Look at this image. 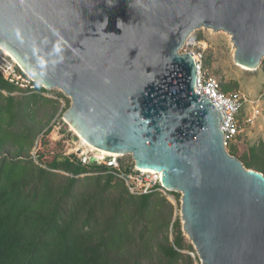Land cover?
Segmentation results:
<instances>
[{
  "label": "water",
  "instance_id": "obj_1",
  "mask_svg": "<svg viewBox=\"0 0 264 264\" xmlns=\"http://www.w3.org/2000/svg\"><path fill=\"white\" fill-rule=\"evenodd\" d=\"M202 25L232 36L237 63L260 65L264 0H0V44L73 97L75 129L182 193L201 263L264 264V173L227 151L223 114L178 52Z\"/></svg>",
  "mask_w": 264,
  "mask_h": 264
},
{
  "label": "trees",
  "instance_id": "obj_2",
  "mask_svg": "<svg viewBox=\"0 0 264 264\" xmlns=\"http://www.w3.org/2000/svg\"><path fill=\"white\" fill-rule=\"evenodd\" d=\"M15 89L0 75V264H195L166 198L150 192L135 203L123 196L110 202L102 194L114 181L124 185L110 173L97 177L106 179L102 189H79L78 176L108 167L62 157L59 141L45 148L38 111L52 101L36 92L17 99ZM35 146L39 162L31 156ZM252 155L244 165L264 173L254 149ZM56 170L72 177L61 181Z\"/></svg>",
  "mask_w": 264,
  "mask_h": 264
},
{
  "label": "rangeland",
  "instance_id": "obj_3",
  "mask_svg": "<svg viewBox=\"0 0 264 264\" xmlns=\"http://www.w3.org/2000/svg\"><path fill=\"white\" fill-rule=\"evenodd\" d=\"M190 40L195 41V45H185V48L204 51L205 66L218 78L222 86H230L231 91L238 90L247 98V101L239 115V124L243 131L238 137H236L235 141L226 145L227 151L232 156L239 158L243 163L251 160L254 149L258 160L264 165V58L262 59L260 65L254 70H249L239 66L234 59L236 47L232 40V36L224 30L214 31L211 28H200L195 30L190 35ZM183 52L184 48L181 49V53ZM0 55L6 61H12V58L2 49H0ZM30 93L31 92L28 91L15 89L11 95H14L17 99H24ZM36 93H39L52 101L48 104L42 102L38 111L41 113L42 124L45 126L44 137L47 140V143H45L46 145L44 147L52 149V147H56V142L59 141L61 142L62 157L76 156L81 160L87 159L88 163H92L94 165H106L103 160H98L97 158L96 159L98 161L93 160V157L103 159L104 157L112 156L104 155L91 146L82 143L79 135L75 132V127L64 119V113L71 107L72 99L58 88L48 89L45 93H41V91ZM5 94L8 93L5 92ZM37 145L38 141L36 142V146ZM36 146L33 148L31 156L34 160H36V162H39L37 160L38 155L36 154ZM135 166V161L131 154L120 156V167L123 171H130L129 169H134ZM249 168L255 169V167ZM107 169V171L103 172L92 169L89 170L90 172L78 176L79 179H81L78 182L79 189L83 187V184L98 190L102 189L106 183V179L103 178L100 182H98L99 180L97 177L100 175L106 176L110 173L114 175L116 179L122 181L124 185H119L116 181H114L113 187L109 191L104 192L102 195L105 196V198L110 199V202L120 196H123L127 200L130 199V202L135 203L143 191L140 190V185H137L132 192L126 185L125 181L117 178L113 172L114 169ZM54 172L62 174V178L59 177L61 181H66L65 177L67 176L72 177V175L58 170ZM155 193H159L156 195L159 196L160 199L166 198L173 206V221L177 217L180 218L181 229L185 237V242L187 245H192L194 247L189 235L183 230V220L181 218L182 193L177 191L167 192V194L161 192ZM166 205L168 206L167 210L169 211V204ZM170 233L172 238V233H174L172 228H170ZM183 252L190 254L195 259V264H202L196 249L194 253L195 256L191 254V251L184 250ZM196 257H198V259H196Z\"/></svg>",
  "mask_w": 264,
  "mask_h": 264
},
{
  "label": "built area",
  "instance_id": "obj_4",
  "mask_svg": "<svg viewBox=\"0 0 264 264\" xmlns=\"http://www.w3.org/2000/svg\"><path fill=\"white\" fill-rule=\"evenodd\" d=\"M187 46L195 45V41L189 40ZM183 53H190L195 61L197 80L195 83V91L201 96L209 99L223 114L224 121L221 124V129L224 132L225 146L235 141L243 131L240 126L239 115L247 101L246 96L238 91H224L221 82L212 73L204 63V51L185 48ZM0 75L3 76L9 83L14 85L18 90L28 92H40L38 85L42 84L32 79L14 60L6 61L0 55ZM48 90L47 88H45ZM41 93H45L42 92ZM98 159V157H96ZM96 159V160H97ZM98 160H103L109 169H114L117 178L125 181L128 188L132 191L137 185H140L141 194L150 192H171L162 182L161 175L157 173H146L138 168L123 171L120 167V156L104 157ZM97 160V161H98ZM83 163H88L87 159H82ZM133 192V191H132ZM195 256L194 252L191 253Z\"/></svg>",
  "mask_w": 264,
  "mask_h": 264
},
{
  "label": "bare ground",
  "instance_id": "obj_5",
  "mask_svg": "<svg viewBox=\"0 0 264 264\" xmlns=\"http://www.w3.org/2000/svg\"><path fill=\"white\" fill-rule=\"evenodd\" d=\"M200 28H206L204 25H202L201 27H194L191 31H189L188 32V34H187V36H186V38L184 39V42H183V44L181 45V47L179 48V50H178V52H179V54H181V49L184 47V45L186 44V42L189 40V38H190V35L195 31V30H197V29H200ZM0 49H2L8 56H10L13 60H14V62H16L32 79H34L35 81H38V82H40L41 84H43L42 82L43 81H41V79L38 77V78H36V77H34L29 71H27L26 70V68L20 63V61L4 46V45H2V44H0ZM264 58V56H262V58H261V61H262V59ZM260 61V62H261ZM236 62V61H235ZM237 63V62H236ZM239 66H241V67H243V68H246V69H249V70H254V69H256V68H254V67H250V66H247V65H243V64H240V63H237ZM46 86H47V88L48 89H52V88H58V89H60V90H62L63 92H64V90L61 88V87H59V86H57V85H54V86H51V87H49V85L47 84V83H44ZM67 96H69L72 100H73V97L71 96V95H67ZM64 119L66 120V121H68V122H70L66 117H64ZM73 126V125H72ZM74 127V126H73ZM76 130V129H75ZM75 132H77V134L79 135V137H80V139H81V141H82V143H85V144H87V145H89V146H91L92 148H94V149H96L97 151H99L100 153H102V154H104V155H108V156H122V155H125V154H128V153H125V154H123V153H117V152H112V151H108V150H104V149H101V148H98V147H96V146H93L91 143H89L77 130L75 131ZM132 154V153H131ZM135 165H136V163H135ZM136 168H138L139 170H141V171H143V172H146V173H157V174H159L157 171H155V170H153V169H148V168H139V167H137L136 166ZM160 175V174H159ZM161 178H162V176H161Z\"/></svg>",
  "mask_w": 264,
  "mask_h": 264
}]
</instances>
